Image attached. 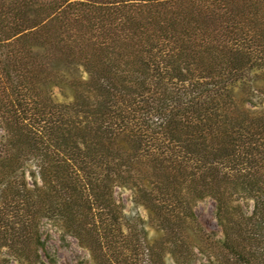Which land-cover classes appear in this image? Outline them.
Instances as JSON below:
<instances>
[{
	"label": "trees",
	"instance_id": "obj_1",
	"mask_svg": "<svg viewBox=\"0 0 264 264\" xmlns=\"http://www.w3.org/2000/svg\"><path fill=\"white\" fill-rule=\"evenodd\" d=\"M53 231L73 264H264V0H0V264H59Z\"/></svg>",
	"mask_w": 264,
	"mask_h": 264
},
{
	"label": "rangeland",
	"instance_id": "obj_2",
	"mask_svg": "<svg viewBox=\"0 0 264 264\" xmlns=\"http://www.w3.org/2000/svg\"><path fill=\"white\" fill-rule=\"evenodd\" d=\"M121 195L125 203L126 213L133 214L135 208L132 205L128 193L123 192ZM213 208L214 205L210 200L200 202L195 207L199 221L209 230L216 229ZM142 214L144 213L142 212ZM48 247L56 254L59 264H73L79 256L85 255V252L77 245L75 240L69 239L68 244L63 243L54 231L52 232V237L48 240Z\"/></svg>",
	"mask_w": 264,
	"mask_h": 264
}]
</instances>
